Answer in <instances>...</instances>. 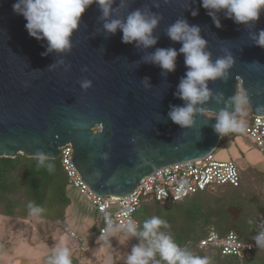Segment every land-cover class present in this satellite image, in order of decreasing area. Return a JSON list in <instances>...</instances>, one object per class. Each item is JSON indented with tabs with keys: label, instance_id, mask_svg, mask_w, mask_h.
<instances>
[{
	"label": "water",
	"instance_id": "1",
	"mask_svg": "<svg viewBox=\"0 0 264 264\" xmlns=\"http://www.w3.org/2000/svg\"><path fill=\"white\" fill-rule=\"evenodd\" d=\"M14 2L0 0V157H35L43 150L47 158L57 159L60 148L70 143L72 160L91 189L100 195L123 196L162 166L213 153L223 138L213 131L214 117H197L196 126L188 129L168 117L170 105L184 103L174 95L186 71L183 54L177 58L176 71L167 76L142 60L156 48L181 47L165 34L179 17L201 27L213 60L224 54V48L236 57L230 78L209 86L223 91L226 98L240 87L246 89L252 115H264V67L250 64H264V47L249 36L264 29V12L251 28L220 13L223 26L217 28L202 0H129L126 7L114 5V14L121 17L136 8L163 15L155 30L158 43L143 49L123 43L120 31L106 37L94 4L73 35L72 51L45 56L47 41L29 35L24 17L13 12ZM193 9L199 10L195 17ZM61 56L71 70H48ZM85 67L88 70L82 71ZM145 77H150L149 88L142 83ZM85 78L93 81L87 91L80 85ZM204 107L219 111L223 105L210 100ZM70 121L87 127H73ZM102 153L108 159H102Z\"/></svg>",
	"mask_w": 264,
	"mask_h": 264
},
{
	"label": "clouds",
	"instance_id": "2",
	"mask_svg": "<svg viewBox=\"0 0 264 264\" xmlns=\"http://www.w3.org/2000/svg\"><path fill=\"white\" fill-rule=\"evenodd\" d=\"M128 3L129 0H119L118 4L117 0H15L12 9L17 15L24 17L25 28L30 36L47 41L46 51L42 53L45 56L52 52L63 54L72 51L73 35L80 28L83 14L94 4L99 8V20L103 22L106 37L120 31L123 43H134L137 48L143 49L156 45L159 36L155 34V30L163 20V15L143 8H136L124 17L114 14V5L123 8ZM156 6L159 7L158 4ZM202 7L207 10L217 28L223 26L220 13L238 25L251 28L259 22L264 12V0H202ZM198 14V9L191 11L194 17ZM201 32L199 25L190 24L186 18L179 17L167 26L165 34L173 42L180 43L181 47L178 50L175 47L156 48L142 60L160 67L162 75L167 76L176 71L177 58L183 54L186 71L174 95L184 103L170 105L168 112V117L181 128L195 127L197 117H214L215 123L211 126L218 137L243 132L246 126L243 117L246 116V108L250 104L248 91L240 87L233 96L226 98L223 91H215L209 86L210 82H226L230 78V70L236 63V57L229 49L224 48V54L213 60L212 52L208 49L209 41ZM249 36L255 45L264 47V29L250 32ZM250 64L264 67L258 61ZM58 67H63L65 71L71 70V64L63 56L49 65L48 70ZM87 70V67L82 69ZM142 83L146 88L151 87L150 77H145ZM80 85L87 91L93 86V81L85 78L80 81ZM210 100L223 107L219 111L209 110L204 105ZM70 123L76 128L87 127V124L75 121ZM207 124L208 120L205 119L204 126ZM135 140L136 137H133L132 142L135 143ZM34 155L40 165H45L47 154L43 150ZM101 158L108 159V154L102 153ZM46 167L51 171L53 165L48 163ZM179 190L178 188L177 191ZM28 207L33 214L41 211L31 203ZM131 211H124L122 215L125 219L118 224L107 218L106 227L101 230L99 237L107 242L117 231L123 230L129 239L137 238L138 243L132 245L125 264H211L210 257L196 254L187 245L181 246L169 232L164 231L163 229L170 227L167 220L153 215L140 225L131 217ZM253 239L256 247L264 249V224ZM47 264H73L71 249L65 246L63 240L48 256Z\"/></svg>",
	"mask_w": 264,
	"mask_h": 264
},
{
	"label": "trees",
	"instance_id": "3",
	"mask_svg": "<svg viewBox=\"0 0 264 264\" xmlns=\"http://www.w3.org/2000/svg\"><path fill=\"white\" fill-rule=\"evenodd\" d=\"M48 163L53 165L51 171L46 167ZM215 187L217 193L212 191ZM72 190L76 193L60 158H47L45 165H40L35 157L25 154L0 157V213L3 215L27 217L32 213L28 207L31 203L41 209L37 216L51 222L60 221L64 228L68 225L67 210L73 202ZM260 214L264 215V171L252 168L250 172L241 170L238 186H209L175 202L145 196L136 217L140 225L153 215L167 220L170 227L163 230L181 246L187 245L196 254L210 257L211 264H264V249L256 248L250 257L241 259L223 255L216 247L199 245L210 226L221 235L235 231L244 240L254 237L258 233L256 219ZM77 261L74 259L73 264Z\"/></svg>",
	"mask_w": 264,
	"mask_h": 264
},
{
	"label": "built area",
	"instance_id": "4",
	"mask_svg": "<svg viewBox=\"0 0 264 264\" xmlns=\"http://www.w3.org/2000/svg\"><path fill=\"white\" fill-rule=\"evenodd\" d=\"M244 131L255 146L264 153V115H251ZM72 157L73 147L70 143L60 148L59 158L70 184L75 192L91 204L98 213V231L90 234L95 235L98 240H100L101 230L106 227L107 218H111L118 224L125 219L122 213L128 209L132 210L131 217L139 223L136 213L145 196L154 197L161 202H175L209 186L220 184L238 186L241 182V170L235 159L217 160L213 152L193 160L162 166L144 176L139 185L126 195H100L83 180ZM178 188L179 191H177ZM262 224H264V215L260 214L256 219L258 231ZM64 230L72 238L81 237L69 225L65 226ZM253 238L244 240L235 231L221 235L214 226H210L199 245L201 248L216 247L223 255H233L243 259L250 257L258 248Z\"/></svg>",
	"mask_w": 264,
	"mask_h": 264
},
{
	"label": "rangeland",
	"instance_id": "5",
	"mask_svg": "<svg viewBox=\"0 0 264 264\" xmlns=\"http://www.w3.org/2000/svg\"><path fill=\"white\" fill-rule=\"evenodd\" d=\"M246 113L243 119L247 123L252 115L248 107ZM232 134L231 138L221 141L214 151L215 159L234 158L242 171L250 172L252 168L264 171V153L247 137L245 131ZM217 189L215 187L212 191L217 193ZM72 192L73 202L66 215L69 226L71 225L77 231L81 239H71L66 236L62 239L71 249L72 260L78 259L77 264H125L132 245L138 243L137 238L129 239L123 230L117 231L107 242L98 240L95 235H90L98 231V213L80 195L74 193L73 190ZM13 230L16 231L14 234L24 233V238L31 243L41 242V244L26 248L30 255L37 257L36 260H30L29 264H47V258L53 252V241L66 233L60 221H47L37 214L31 213L27 217H11L0 213V240L8 239L7 235L13 234ZM20 237H16L17 240ZM45 241H50L51 244ZM8 246L0 242V264L13 261V255ZM14 264H22V261H15Z\"/></svg>",
	"mask_w": 264,
	"mask_h": 264
},
{
	"label": "crops",
	"instance_id": "6",
	"mask_svg": "<svg viewBox=\"0 0 264 264\" xmlns=\"http://www.w3.org/2000/svg\"><path fill=\"white\" fill-rule=\"evenodd\" d=\"M232 133H229L228 135L226 136H223L222 140L223 141L224 139H229L232 137ZM69 225V224H68ZM71 226V225H70ZM72 227V226H71ZM75 230V229H74ZM16 231L13 230V234H8L7 235V238L8 239H4V240H0V242L2 244H7L8 248L11 250V253L13 255V261H9L8 264H14L15 261L17 262H21L22 261V264H29L30 263V260H36L37 257H34L32 255H30L29 251L26 249L28 246H33V245H38V244H41V242H37V243H31L29 242L27 239H25V234L22 233L20 234H14ZM22 235V237H20ZM68 237V238H71V239H75V238H72L70 237L67 233H65V235H60L59 239L58 240H55L53 241V244H52V248L54 250V248L60 243V241L65 238ZM16 237H20V239L17 240ZM81 239V238H79ZM19 241V242H18ZM44 242V241H43ZM9 243V244H8ZM45 243H50V241H45ZM64 244L65 246L66 245V241H64ZM11 246V247H10ZM68 247V246H67ZM21 248V249H20ZM70 248V247H69ZM18 258V259H17ZM19 258H21L22 260H20ZM17 259V260H16Z\"/></svg>",
	"mask_w": 264,
	"mask_h": 264
}]
</instances>
